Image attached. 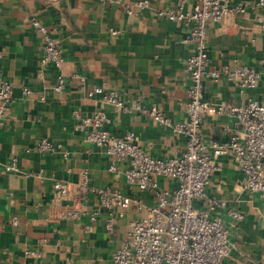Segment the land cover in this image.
Segmentation results:
<instances>
[{
    "label": "crops",
    "instance_id": "1",
    "mask_svg": "<svg viewBox=\"0 0 264 264\" xmlns=\"http://www.w3.org/2000/svg\"><path fill=\"white\" fill-rule=\"evenodd\" d=\"M135 3L142 0H123ZM149 6L128 14L121 6L102 0H0V78L12 83L14 99L0 128V264H110L140 214L114 212V226L107 231L108 213L96 196L88 203L60 198L55 182L73 189L85 172L98 188L120 190L124 195L156 204L152 192L141 193L128 183L119 161L110 171L103 149L76 130L75 112L83 116L104 111L114 136L132 132L136 144L156 158L180 157L185 138L150 116L136 110L138 98L144 109L156 108L175 122L185 121L188 58L194 48L185 43L192 25L174 23L158 15L198 0H147ZM252 3L257 0H225ZM260 9L210 23L207 31L210 68L247 65L259 68L264 60V31L256 17ZM37 19L48 27L63 49L65 88L56 93L58 71L43 62V40L32 27ZM119 92L127 111L110 105L102 95L90 96L95 87ZM204 98L210 102L246 104L264 98V77L253 90L243 91L227 78L204 82ZM31 93L26 95L23 90ZM44 97V99H42ZM235 129V119L210 111L202 136L207 153L219 169L210 178L206 194L226 202L214 216L229 230L230 255L223 264H264V200L245 188L244 174L230 154L215 156L210 145L224 143ZM47 139L55 152L41 154L38 144ZM17 159L18 171L4 172ZM161 189L173 192L177 184L159 178ZM195 205L203 207L200 201ZM79 211V218L67 217ZM243 215L236 220L229 214ZM94 218V219H93ZM15 222V223H14ZM27 252L37 257L26 256Z\"/></svg>",
    "mask_w": 264,
    "mask_h": 264
},
{
    "label": "built area",
    "instance_id": "2",
    "mask_svg": "<svg viewBox=\"0 0 264 264\" xmlns=\"http://www.w3.org/2000/svg\"><path fill=\"white\" fill-rule=\"evenodd\" d=\"M102 2L121 6L128 14L149 6L147 0L132 4L123 0ZM249 9L261 10L256 21L260 30L264 31V0L252 3L198 0L189 9L180 4L175 9L158 12L161 18L171 22L192 25L189 35L184 39L185 43L194 48L185 69L190 81L186 101L187 119L175 122L156 108L144 109L142 98L137 99L135 109L150 116L158 125L168 127L185 138V149L180 157L156 159L137 146L134 133L112 135L108 130L111 118L104 111L91 116H83L79 111L74 113L77 118L76 130L104 150L111 161L110 171H119L117 162H128L123 172L126 181L141 193L152 192L156 198L154 206H147L143 200L124 195L120 190L98 188L90 183L87 172L73 189L62 182L54 183L53 192L60 198L88 203L92 196H96L100 207L109 215L106 223L109 232L113 230L115 210H121V217L127 211L140 214L129 222L126 239L114 252L110 264H223L230 255L229 230L222 218L213 215L218 207H226V202L217 201L206 194L212 174L219 169L207 153L208 145L202 136L204 119L210 111L235 119V129L228 140L210 145L214 155H232L244 174L247 191L264 200V98L261 101L249 98L242 105L210 102L204 98L206 79L219 82L227 78L241 90L247 91L255 89L264 77V60L259 62L260 69L247 65L210 68L207 40L209 24H219L227 17L246 14ZM32 27L43 40V62L52 65L59 73L53 90L60 93L65 88V77L61 71L64 63L62 46L52 37L48 27L37 19H33ZM23 92L26 95L31 93L28 88ZM93 95H102L110 105L122 111L128 110L119 92L105 85L95 87L90 93V96ZM13 99L12 83L0 78V128ZM37 150L41 154H48L55 152L56 146L43 139ZM16 171L17 159H14L13 164L5 167L4 172ZM159 178L175 182V190L171 193L161 189ZM197 201L203 207L198 208L195 205ZM229 214L236 220L243 219V215L237 211H230ZM79 216L77 210L67 213L69 218ZM26 256L39 255L27 252ZM66 264L73 262L69 260Z\"/></svg>",
    "mask_w": 264,
    "mask_h": 264
}]
</instances>
